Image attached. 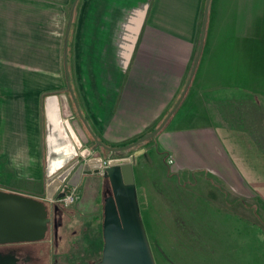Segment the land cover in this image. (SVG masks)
I'll list each match as a JSON object with an SVG mask.
<instances>
[{
	"label": "crops",
	"instance_id": "1",
	"mask_svg": "<svg viewBox=\"0 0 264 264\" xmlns=\"http://www.w3.org/2000/svg\"><path fill=\"white\" fill-rule=\"evenodd\" d=\"M204 1L76 0L67 74L78 108L102 142L128 143L153 129L170 109L198 47ZM72 3L0 0V117L6 96L26 110L12 115L21 123L13 124L15 135L5 144L1 140V155L28 160L18 174L43 185V97L66 92L76 127L88 134L66 91L63 52ZM224 88L264 96V0H209L202 50L181 102L156 134L117 156L131 162L144 230L148 219H159L140 200V190L146 189L148 204L158 194L164 169L189 175L206 171L223 180L245 177L264 199V153L250 136L214 123L208 111V98L224 94ZM166 153L173 157L169 167Z\"/></svg>",
	"mask_w": 264,
	"mask_h": 264
},
{
	"label": "rangeland",
	"instance_id": "2",
	"mask_svg": "<svg viewBox=\"0 0 264 264\" xmlns=\"http://www.w3.org/2000/svg\"><path fill=\"white\" fill-rule=\"evenodd\" d=\"M6 82L10 87L11 81ZM8 97L4 112L10 115L3 113L0 117V189L46 197L55 190L64 192L76 186V198L70 204L43 201L51 218L45 237L17 245H21L20 250L35 264H92L103 244L101 231L95 234L93 231L100 225L102 197L110 188L99 173L80 175L74 183L51 181L44 185L29 176H20L18 169L28 160L19 161L12 154L9 160L3 159L1 140L5 144L15 135L13 124L21 121L12 115L26 110L18 109ZM207 108L214 123H227L233 126L232 130L245 133L264 153V96L224 88V94L208 98ZM40 112V122L44 125ZM84 142L88 150L96 146L89 136ZM95 148L94 160L107 157L113 162L123 153V150L110 153L102 147ZM162 156L166 167L173 164L167 161V153ZM243 178L224 176L223 180L206 171L189 175L164 169L158 176L160 191L156 199L146 204L148 193L146 189L140 190V200L152 216H157L155 220L159 219L156 223L149 219L145 223L155 264H264V199ZM152 202L156 205L154 209ZM53 218L56 228L51 224Z\"/></svg>",
	"mask_w": 264,
	"mask_h": 264
},
{
	"label": "water",
	"instance_id": "3",
	"mask_svg": "<svg viewBox=\"0 0 264 264\" xmlns=\"http://www.w3.org/2000/svg\"><path fill=\"white\" fill-rule=\"evenodd\" d=\"M73 1L68 18L64 44V69L66 85L73 100L76 113L85 130L100 147L110 153L125 150L139 141L156 134L181 102L194 74L204 40L209 0L204 1L198 47L183 87L170 109L151 130L142 133L129 143L110 146L98 139L84 119L68 79L66 64L67 35ZM74 111L66 92L48 93L43 97L44 155L46 182L74 183L81 173L97 172L100 160L88 157L85 162L76 159L89 153L84 145V132L80 133L74 123ZM79 122L76 120V124ZM81 129V126H80ZM79 173V174H78ZM102 176L107 179L110 192L103 196L101 233L103 244L101 258L92 264H155L136 198L131 162L124 157L108 160ZM54 193V191H53ZM63 192L57 193V196ZM53 194L46 196L51 198ZM56 207V205H55ZM50 213L43 201L33 196L0 189V243L37 241L45 237L50 225ZM0 264H21L13 254H0Z\"/></svg>",
	"mask_w": 264,
	"mask_h": 264
},
{
	"label": "flooded vegetation",
	"instance_id": "4",
	"mask_svg": "<svg viewBox=\"0 0 264 264\" xmlns=\"http://www.w3.org/2000/svg\"><path fill=\"white\" fill-rule=\"evenodd\" d=\"M93 131V130H92ZM94 132V131H93ZM86 133H87V131H86ZM96 135V134H95ZM89 136V140L92 142V143H94L96 146H99V145H97L95 142H94V140L90 137V135L89 134H87V137ZM97 137V136H96ZM99 139V138H98ZM87 140H88V138H87ZM86 142H84V145L86 146V144H85ZM104 143V142H103ZM106 144V143H105ZM106 145H108V144H106ZM96 146H93L92 148H89V153H88V155L86 156V157H81L80 159H76L77 161H78V163H82V162H85L86 161V159L88 158V157H92V156H94V154L96 153ZM133 146V147H132ZM132 146H130V147H128V148H126L125 150H123V152H126L127 150H129V149H132V148H134V146H136V145H132ZM100 147V146H99ZM88 148V147H87ZM108 151V150H107ZM102 158H107V157H102ZM101 158V159H102ZM102 175V174H101ZM103 177V176H102ZM103 179H104V181H105V186L106 187H109V184H108V181H107V179L106 178H104L103 177ZM110 192V191H109ZM106 194V193H105ZM56 222H55V220H54V218H53V220H52V227H54V228H56V224H55ZM20 243H25V242H11V243H0V254H13L15 257H16V262H18V263H21V264H35V263H33L31 260V262L29 261V257L25 254V253H23L21 250H20V246L21 245H17V244H20ZM26 255V256H25ZM100 258H101V251H100V253H99V256H98V258L93 262V263H95V262H97V261H99L100 260ZM44 264H48V263H44Z\"/></svg>",
	"mask_w": 264,
	"mask_h": 264
},
{
	"label": "built area",
	"instance_id": "5",
	"mask_svg": "<svg viewBox=\"0 0 264 264\" xmlns=\"http://www.w3.org/2000/svg\"><path fill=\"white\" fill-rule=\"evenodd\" d=\"M108 160H109L108 158H102L100 160V165H99V170H98L99 174H102V172L104 170V167L106 165H108ZM167 161L169 163L173 162V157L171 155H169L168 158H167ZM75 191H76V187L72 186L70 189L64 191L63 194L60 197H51V198H48V200L50 202L51 201H55V202L60 201L64 205H67V204L72 203L74 201V199L76 198Z\"/></svg>",
	"mask_w": 264,
	"mask_h": 264
},
{
	"label": "bare ground",
	"instance_id": "6",
	"mask_svg": "<svg viewBox=\"0 0 264 264\" xmlns=\"http://www.w3.org/2000/svg\"><path fill=\"white\" fill-rule=\"evenodd\" d=\"M63 182H65V181H63ZM74 186H75V185H74ZM55 196H56V197H60L61 195H60V196H57V194H55ZM52 197H53V196H52ZM58 202H60V201H58ZM60 203H62V202H60ZM62 204H63V203H62ZM63 205H64V204H63Z\"/></svg>",
	"mask_w": 264,
	"mask_h": 264
},
{
	"label": "trees",
	"instance_id": "7",
	"mask_svg": "<svg viewBox=\"0 0 264 264\" xmlns=\"http://www.w3.org/2000/svg\"><path fill=\"white\" fill-rule=\"evenodd\" d=\"M87 121V120H86ZM90 126V125H89ZM90 128H91V126H90ZM93 130V129H92ZM97 136V138H99V136L98 135H96ZM100 139V138H99ZM133 147V146H132ZM47 208V207H46Z\"/></svg>",
	"mask_w": 264,
	"mask_h": 264
}]
</instances>
